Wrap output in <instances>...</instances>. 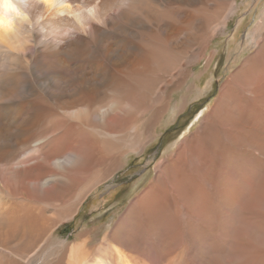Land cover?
I'll return each instance as SVG.
<instances>
[{
	"label": "bare ground",
	"instance_id": "6f19581e",
	"mask_svg": "<svg viewBox=\"0 0 264 264\" xmlns=\"http://www.w3.org/2000/svg\"><path fill=\"white\" fill-rule=\"evenodd\" d=\"M93 2L17 0L28 21L0 14V264H264V169L240 166L264 150L249 135L264 132V9L252 31L257 48L230 78L240 92L224 86L203 118L204 137L185 143L194 153L205 145L193 158L209 192L185 174L180 147L98 244L86 233L55 235L124 154L144 146L135 133L143 103L154 109L151 132L170 107L159 86L174 82L189 48L206 45L236 8V0H99L105 22L87 27ZM223 98L235 121L219 111ZM213 130L238 159L230 148L210 151ZM207 235L222 238L218 250L205 247Z\"/></svg>",
	"mask_w": 264,
	"mask_h": 264
},
{
	"label": "rangeland",
	"instance_id": "374dc122",
	"mask_svg": "<svg viewBox=\"0 0 264 264\" xmlns=\"http://www.w3.org/2000/svg\"><path fill=\"white\" fill-rule=\"evenodd\" d=\"M235 7L234 14L227 21L228 24L216 30L206 45H194L195 47L191 46L189 48L185 58H181L179 61V67L172 71L171 75L174 82L159 86L161 96L163 95L160 100L161 103L167 102L170 107L155 124L153 130H150L152 133L147 132L146 126L154 114V109H147V104L143 103V108L139 111L138 117L136 116L138 122L135 125V133L141 141L144 135V146L139 151L126 152L120 161V165L115 167V170L107 177L108 179L106 178L97 183L88 191L85 200L81 201L76 207L72 219L59 226L55 233L57 237L72 239L75 235L86 233V238L88 237L91 240L92 245L98 244L104 235L112 229L118 218L126 212L138 194L146 188L152 179H155L157 166L165 162L169 155L176 153L180 147L187 162L186 167L189 169L186 168L185 174L195 178L196 183L203 186V190L207 193L209 192L208 186L204 187L206 184L204 180L198 178L199 170H202L201 165L199 166L196 158H193L196 153L201 156L205 145L201 143L195 145L198 152L194 153L192 148L191 152L188 150L185 143L196 133L202 136L201 132L198 131L204 122L203 118L218 101L217 99H219V94L224 86L228 92H240L237 83L230 80V78L257 48L252 37V31L264 9V0H236ZM142 95L145 96L144 93ZM221 101L219 111L229 121H235L234 112L229 105L228 108L226 106L228 100L226 102L223 98ZM212 125H208V130ZM248 126L245 124V128ZM241 128L244 133L247 132L244 124ZM247 134L244 135L246 138L245 145L255 150V144L249 142L250 139ZM251 134L257 136L256 141L264 142V132L254 133L252 130L249 135ZM146 137H148L147 140ZM202 138L195 135V139L198 141ZM224 138L225 136L220 130H213L207 139L212 143L210 151L214 150L216 155H220L224 154L222 153L223 149L230 148L234 153L233 156L239 158L238 149ZM200 146L201 148H199ZM257 150L258 148L254 151L258 154L256 158L246 156L247 159L240 161L242 162L240 166L245 171L264 169V150ZM224 160L229 161L228 158ZM260 162L262 165H257ZM216 165L219 170L223 171L219 162ZM243 217H245L244 214ZM213 240L211 236L207 235L204 245L207 249L212 247L214 250H218L216 245L217 242H222V238H217L216 241ZM108 243L116 242L110 240ZM122 249L124 250L125 247L122 246ZM135 257L137 262L142 259L137 255Z\"/></svg>",
	"mask_w": 264,
	"mask_h": 264
},
{
	"label": "clouds",
	"instance_id": "9594fccd",
	"mask_svg": "<svg viewBox=\"0 0 264 264\" xmlns=\"http://www.w3.org/2000/svg\"><path fill=\"white\" fill-rule=\"evenodd\" d=\"M21 2H23V0H21ZM51 3L52 0H43V4L45 5ZM64 7L69 8L71 5L66 3ZM3 13L15 14V16L20 17L23 21H28L30 19L27 14L20 11V4L17 3V0H0V14ZM84 15L89 18L87 21V27H91L92 24L102 25L105 22L104 18L99 16V0H94L93 3L88 4Z\"/></svg>",
	"mask_w": 264,
	"mask_h": 264
}]
</instances>
